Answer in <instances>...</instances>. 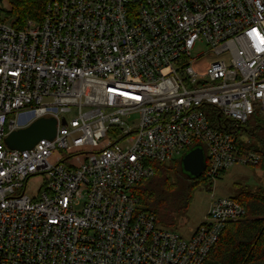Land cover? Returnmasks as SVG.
I'll list each match as a JSON object with an SVG mask.
<instances>
[{
  "label": "built area",
  "instance_id": "obj_1",
  "mask_svg": "<svg viewBox=\"0 0 264 264\" xmlns=\"http://www.w3.org/2000/svg\"><path fill=\"white\" fill-rule=\"evenodd\" d=\"M252 115L264 119V0H48L20 29L0 11V264H201L243 206L210 188L181 236L132 188L194 147L210 184L257 164L235 136ZM41 117L53 138L6 145Z\"/></svg>",
  "mask_w": 264,
  "mask_h": 264
},
{
  "label": "trees",
  "instance_id": "obj_2",
  "mask_svg": "<svg viewBox=\"0 0 264 264\" xmlns=\"http://www.w3.org/2000/svg\"><path fill=\"white\" fill-rule=\"evenodd\" d=\"M47 1L6 0L8 5L4 11L11 25L20 29L24 28L28 20H41ZM255 117L260 120L259 116ZM258 123L257 127L260 126ZM248 124L249 120L235 131V136L242 148L260 154L259 162L249 165L256 167L264 158V151L247 143L246 135H257L256 129H251ZM243 131L245 136L241 135ZM261 139L260 143L264 144V139ZM172 162L153 161V176L139 181L132 188L139 211L153 216L164 227L174 224L177 212L190 205L199 184L208 182L204 173L192 177L183 171L181 159ZM238 188V192L231 197L243 206L245 215L226 224L201 264H264V189L252 190L248 186Z\"/></svg>",
  "mask_w": 264,
  "mask_h": 264
},
{
  "label": "rangeland",
  "instance_id": "obj_3",
  "mask_svg": "<svg viewBox=\"0 0 264 264\" xmlns=\"http://www.w3.org/2000/svg\"><path fill=\"white\" fill-rule=\"evenodd\" d=\"M7 5L6 0H0V11L2 14H6L4 10L7 8ZM201 50L202 47H197L195 52H200ZM255 116L259 115H252L249 118L248 127L251 129L255 128L257 135L255 137H248L246 135V140L247 143L255 145L260 151H264V144L259 141L261 138L264 139V119L259 116L260 120H257ZM257 122H259L258 124L261 127H257ZM241 135L245 136V132L243 131ZM182 157L183 154L174 155L172 160L168 161V164L173 163L172 161L177 159H182ZM40 181L38 177L31 178L28 182L27 190H34L40 184ZM239 185L248 186L252 190L257 188L264 189V158L261 160L259 166L252 167L240 163L234 164L222 171L214 183H200L193 193L190 205L178 211L174 224L166 228L176 231L181 236H187L204 218L210 202V188H213L217 197L234 196L239 190Z\"/></svg>",
  "mask_w": 264,
  "mask_h": 264
},
{
  "label": "water",
  "instance_id": "obj_4",
  "mask_svg": "<svg viewBox=\"0 0 264 264\" xmlns=\"http://www.w3.org/2000/svg\"><path fill=\"white\" fill-rule=\"evenodd\" d=\"M56 121L53 117H41L26 127L11 131L4 142L12 149H28L41 138H53ZM182 168L192 177L200 175L205 168V158L200 147L188 150L181 159Z\"/></svg>",
  "mask_w": 264,
  "mask_h": 264
}]
</instances>
